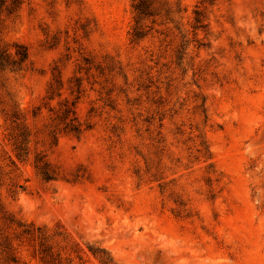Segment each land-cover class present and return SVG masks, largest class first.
<instances>
[{
  "label": "rangeland",
  "instance_id": "1",
  "mask_svg": "<svg viewBox=\"0 0 264 264\" xmlns=\"http://www.w3.org/2000/svg\"><path fill=\"white\" fill-rule=\"evenodd\" d=\"M138 1L0 8V264H264V0Z\"/></svg>",
  "mask_w": 264,
  "mask_h": 264
},
{
  "label": "trees",
  "instance_id": "2",
  "mask_svg": "<svg viewBox=\"0 0 264 264\" xmlns=\"http://www.w3.org/2000/svg\"><path fill=\"white\" fill-rule=\"evenodd\" d=\"M7 2V0H0V8L5 5V3ZM11 2L14 4V5H17L20 0H11ZM136 9L142 13V14H147L150 12V9H149V0H139L136 4ZM134 35H136V37L140 36L139 32H135ZM23 57H26V54L25 53H22Z\"/></svg>",
  "mask_w": 264,
  "mask_h": 264
}]
</instances>
